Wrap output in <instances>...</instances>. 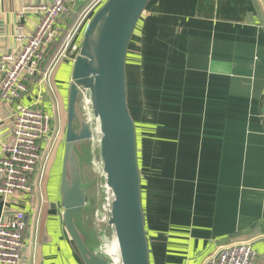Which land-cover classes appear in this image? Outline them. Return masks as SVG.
Here are the masks:
<instances>
[{
  "label": "crops",
  "instance_id": "obj_1",
  "mask_svg": "<svg viewBox=\"0 0 264 264\" xmlns=\"http://www.w3.org/2000/svg\"><path fill=\"white\" fill-rule=\"evenodd\" d=\"M52 2L0 0V62L20 51L40 22L36 11L24 9ZM81 3L70 6L77 12ZM67 26L64 15L58 27ZM133 40L139 78H152L150 100L166 102L165 124L137 142L138 162L144 149L164 163L161 189L152 190L153 200L151 190L142 194L143 210L152 204L148 217L156 210L160 219L153 228L145 216L150 246L161 256L151 264H205L220 248L245 240L252 241L255 264H264V0H152ZM70 52L57 62L61 50L21 100L24 106L39 100L51 128L40 144L20 264H83L63 225L56 171L57 125L67 116L76 56ZM16 108L0 98V141L10 142ZM2 220L10 213L0 195Z\"/></svg>",
  "mask_w": 264,
  "mask_h": 264
},
{
  "label": "water",
  "instance_id": "obj_2",
  "mask_svg": "<svg viewBox=\"0 0 264 264\" xmlns=\"http://www.w3.org/2000/svg\"><path fill=\"white\" fill-rule=\"evenodd\" d=\"M151 1L108 0L87 24L75 52L59 198L64 228L83 264H112L114 260L116 264H151L126 73L130 44ZM95 131L99 139L92 159ZM88 164L96 165L101 177L100 210L106 216L105 231L110 228L114 233L117 258L102 249L109 236L101 232L100 240L91 225L82 221L91 201V182L84 175ZM93 176L95 181L97 175Z\"/></svg>",
  "mask_w": 264,
  "mask_h": 264
},
{
  "label": "built area",
  "instance_id": "obj_3",
  "mask_svg": "<svg viewBox=\"0 0 264 264\" xmlns=\"http://www.w3.org/2000/svg\"><path fill=\"white\" fill-rule=\"evenodd\" d=\"M89 1L80 21L69 33L57 62L63 61L70 51H78L76 37L108 0ZM75 2L53 0L50 4L25 8L23 13L36 11L40 22L30 35L22 38V49L16 54L4 55L0 62V98L17 105L10 142L0 141V195L10 213V220L0 222V264H20L28 202L36 191L34 176L42 160L40 144L49 141L51 128V116L39 107V100L32 106H24L21 100L29 91V86L43 76L42 66L47 54L66 30L58 27L59 20L65 14L74 12L70 5ZM256 260L252 241L245 240L220 248L208 257L205 264H255Z\"/></svg>",
  "mask_w": 264,
  "mask_h": 264
},
{
  "label": "rangeland",
  "instance_id": "obj_4",
  "mask_svg": "<svg viewBox=\"0 0 264 264\" xmlns=\"http://www.w3.org/2000/svg\"><path fill=\"white\" fill-rule=\"evenodd\" d=\"M135 45H136V43H135ZM132 53H134V48L132 50ZM138 74L140 76V72H138ZM151 80H152V78H150L149 75L144 80H142L140 78H139V81L137 80L136 88H137V92L139 94L137 97L139 99V102H137L138 103V108H137L138 112H135L134 114L136 116V123L139 127L138 133H139V139L140 140L142 139L143 135H147V136L150 135V130L152 128L157 130L158 124H160V125L165 124V117H162L161 114L166 112V102H164V100H162V101L158 102L159 103L158 104L157 102H152L150 100V97L148 94H150V92H153L152 88H150V86H149V82ZM132 101H134V100L132 99ZM132 104H133V102H132ZM157 106H159V108H156ZM58 125H57V158L60 159V164H57L58 167H56L57 168L56 169L57 178H59V175L61 174V168H62V161H63L62 160V158H63L62 149H63V143L65 141V132H66V126H67L66 117H65V120H61ZM143 127H144V129H143ZM94 138H95V142L93 143V146H91L92 144L90 145V149L92 147V150H93V151L91 150L92 151V159L94 158L93 154H95V150L97 148L96 142L99 139V133L97 131H95ZM141 142H142V140H141ZM140 154H141V158H140L141 163L139 164L140 174L145 179L144 183L147 185V187L144 185L145 186L144 192H146V191L149 192V190H151L150 191L151 195H149V196H150V200H153L154 191H152V190L161 189V187H160L161 180L159 179L158 176L159 175L161 176L162 166L164 165L163 158L160 157L158 152H156L155 150L148 152L144 149H141ZM150 154L153 155V164L151 166H149L146 163V160L148 158L150 159V157H151ZM156 155H157V157H156ZM156 162H158L159 167L155 165ZM89 163H91V162H89ZM88 165L90 166V168L87 167ZM88 165L87 166L85 165L84 175L86 177V182H91L88 186V191H89V196H90L91 201H90L89 207L87 209V212L83 213L82 221L84 223H89L91 225V229L97 235H99L100 240H102V236L103 237H104V235L109 236L108 231H105L106 226L104 225L106 223V216H102L101 210H100V208L102 207V204H103V200H102V197H98L96 195V193L93 194V190L94 191L98 190V187L100 185L99 182L102 183V181H101V177L97 174V171H98L97 166L93 165V164H88ZM88 169H89V172L87 171ZM86 173L88 176L86 175ZM93 174L95 175V177L97 175V178L95 181L92 178ZM87 185H88V183H87ZM151 206H152V204L147 203L146 207H148V211H150ZM98 211H99V214H98ZM149 219L151 220L153 228H156V226L158 224V220L160 221L159 215L156 212V210H153L150 218L147 216V220H149ZM100 235H102V236H100ZM152 240H153V237L151 236L149 239V242H151Z\"/></svg>",
  "mask_w": 264,
  "mask_h": 264
},
{
  "label": "trees",
  "instance_id": "obj_5",
  "mask_svg": "<svg viewBox=\"0 0 264 264\" xmlns=\"http://www.w3.org/2000/svg\"><path fill=\"white\" fill-rule=\"evenodd\" d=\"M89 0H85L84 3L78 8L77 12H73V13H67L65 14V20H68V26L66 28V30L63 32V35L57 40V42L55 43V45L53 46V48L48 52L46 60L42 66V74L44 75L47 71H49V69L52 67L54 61L56 60V58L58 57L59 53L61 52V50L63 49L68 35L69 33L76 27V25L78 24V22L81 19V14L83 13L84 9L86 8V6L89 4ZM135 40H132L131 44H130V48H129V52H128V56H127V66H126V73H127V88H128V100H129V109L132 115V118L135 122L136 125V131H137V142H138V147H140V139H139V127L136 123V116H135V112H138L137 108H138V103L139 99L138 97V92H137V80L139 81V66L135 67L134 64L132 63L133 61V55H132V50L134 48L135 50ZM134 46V47H133ZM132 99L134 101H132ZM131 101V102H130ZM133 102V104H132ZM140 158H139V164H140ZM147 187V185L142 182L141 183V188H142V194H144L145 191V186ZM144 207V205H143ZM145 216L147 214L148 216V209L144 210ZM149 240V237H148ZM149 246H150V242H149ZM150 251H151V256L150 258H159L160 253L159 252H155L154 250H152V247L150 246Z\"/></svg>",
  "mask_w": 264,
  "mask_h": 264
},
{
  "label": "bare ground",
  "instance_id": "obj_6",
  "mask_svg": "<svg viewBox=\"0 0 264 264\" xmlns=\"http://www.w3.org/2000/svg\"><path fill=\"white\" fill-rule=\"evenodd\" d=\"M102 249L106 250L107 252H109L113 258H117V245H116V241L114 239V241H108L106 242V244L102 247ZM112 264H116V261L114 260Z\"/></svg>",
  "mask_w": 264,
  "mask_h": 264
}]
</instances>
